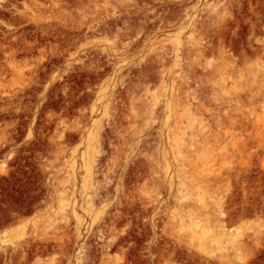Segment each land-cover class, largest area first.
Wrapping results in <instances>:
<instances>
[{"label": "rangeland", "instance_id": "1", "mask_svg": "<svg viewBox=\"0 0 264 264\" xmlns=\"http://www.w3.org/2000/svg\"><path fill=\"white\" fill-rule=\"evenodd\" d=\"M2 161L0 264H264V0H0ZM180 192L235 232L210 255Z\"/></svg>", "mask_w": 264, "mask_h": 264}, {"label": "bare ground", "instance_id": "2", "mask_svg": "<svg viewBox=\"0 0 264 264\" xmlns=\"http://www.w3.org/2000/svg\"><path fill=\"white\" fill-rule=\"evenodd\" d=\"M52 4H53V6H54V8L55 7H58V6H60V4H64L65 5V7L66 8H69V10L71 9V8H73L74 6H77V7H79V8H81L82 7V4H83V2H84V0H49ZM76 12H78L77 13V16H78V20H77V24H79V27H78V33H77V35L74 37V38H79L80 37V31H81V28H82V19H81V15H80V13H81V10L79 9V10H77ZM68 15H71V12L70 13H67ZM67 16V15H66ZM66 19H68V17H66L65 18V21H66ZM69 20V19H68ZM67 20V21H68ZM64 21V22H65ZM66 21V22H67ZM65 22V24H64V27H67L68 25V23H66ZM17 56V55H16ZM18 91V90H17ZM16 91V92H17ZM15 92V93H16ZM14 93V94H15ZM7 95H9V94H7ZM6 95V96H7ZM2 96V95H1ZM9 97V96H8ZM12 97V96H11ZM7 98V97H6ZM17 98H19V97H17ZM12 99V98H11ZM8 105V104H7ZM26 128V127H25ZM63 134V133H62ZM91 134V133H90ZM65 135H66V132H65ZM89 137V136H88ZM65 139V138H64ZM61 140V139H60ZM90 140V139H89ZM177 140V139H176ZM64 141V140H63ZM92 140H90V142H91ZM179 141V140H178ZM183 141V140H182ZM181 141V143H182V145H183V142ZM2 142V141H1ZM14 143V142H13ZM58 143V142H57ZM94 143V141L91 143L92 144V147H94L93 144ZM2 145V144H1ZM62 145V144H61ZM179 142H177V143H174L173 144V146L175 147H173V149H175V152L174 153H176L177 155H176V157H184V156H182L183 154H185V152H189V151H191V150H193L194 149V146L191 148V149H187V148H185L184 146H182ZM195 145V144H194ZM91 147V148H92ZM188 147H191V145H189ZM95 148V147H94ZM93 148V149H94ZM88 149H89V146H88ZM6 150V149H5ZM195 151H197L196 149H194ZM205 150H207V149H205ZM208 151V150H207ZM90 152H91V150H90ZM93 152V151H92ZM94 152H95V150H94ZM93 152V153H94ZM204 152H206V151H204ZM209 152V151H208ZM92 153V154H93ZM82 154H84V153H82ZM86 154V153H85ZM92 154L91 153H87L85 156L83 155V163H84V166H85V169H86V171L87 172H90L89 170V161H90V159H94L95 157H93L92 156ZM94 156H95V153L93 154ZM207 155V154H206ZM210 155V154H209ZM209 155H207L206 157L207 158H209ZM211 156V155H210ZM2 157V156H1ZM175 157V158H176ZM206 158V159H207ZM187 159V158H186ZM205 159V160H206ZM210 159V158H209ZM103 160H104V158H103ZM182 161H184L183 160V158H182ZM72 162V161H71ZM100 162H101V160H100ZM68 163V162H67ZM211 163L213 164L214 162L212 161L211 162V160H206V161H204V165H202V166H204L205 167V170L204 171H206V172H210V171H212L213 170V168H211L210 170H209V168L211 167ZM210 166V167H209ZM9 167V165L7 164L6 165V163H5V161H2L1 162V165H0V175H6L9 171H8V168ZM89 167V168H88ZM203 167V168H204ZM212 167H214V164H213V166ZM71 168V167H70ZM167 169L169 168L168 166L166 167ZM72 176H71V178H69V176H67V178H69V180L71 179V180H73L72 181V183L74 182V184H75V182L77 181L76 180V176L74 175V173H75V169H74V167L72 168ZM66 173H68V172H66ZM65 173V174H66ZM58 174V173H57ZM56 174V175H57ZM65 174H64V176H65ZM88 174V173H87ZM87 174L82 178L83 180V189L84 190H87V189H90V187H88L87 188V184H88V182H89V180H88V176H87ZM1 178V177H0ZM76 180V181H75ZM64 183V182H63ZM68 183H69V181H68ZM67 184V183H66ZM57 185V184H56ZM59 186V185H58ZM61 186V185H60ZM65 186V185H64ZM66 188V187H65ZM85 188H87V189H85ZM69 190V189H68ZM83 190V191H84ZM55 191V190H54ZM74 192H76V191H74ZM51 193V192H50ZM73 193V192H72ZM201 193V192H200ZM200 193H198V194H196V195H194V194H190V193H182V192H180L179 193V198H178V200H179V202H181L180 203V206H182L181 204H182V202H185V200H187L188 198L189 199H191L192 201H193V203L195 204V205H191V206H189V208H187V205H186V207H185V209H186V212H185V214H184V212L183 213H181V217H180V221H178L179 220V218H178V216H175L176 217V219H177V222L179 223V233H180V235H178L179 236V238H181V236H183V237H185V238H187L188 239V241H187V243H190V244H193V243H198V245H197V247H198V249L200 250V251H202V252H206V253H208V252H212V249H211V247H210V249L211 250H209V244H216V245H222V244H224V241H223V238H219L220 236L219 235H224V237H227V236H233L234 234H235V232H232V233H227V232H225V229H226V225H225V222H224V219H223V214H221V216H218L217 215V217H216V220H217V222H216V224H214V222L212 221V220H210V218H209V212H208V206H207V203L206 202H204V200H203V198H202V194L200 195ZM66 194V193H65ZM86 195H88V196H90L89 194H86ZM72 196V195H71ZM77 196V195H76ZM95 196H96V199H95ZM95 196H90V199L88 198L87 199V201L85 200H83V202H84V204H81V208L83 209V211L87 214V212L88 211H90L93 207H95L96 208V206H100L101 207V203H104V201L105 200H107V199H109L108 197H106L105 198V196L103 195V196H100V195H95ZM74 197V196H73ZM195 197V198H194ZM79 198V197H78ZM105 198V200H103ZM77 199V198H76ZM75 200V199H74ZM82 201V200H81ZM72 202V201H71ZM82 202V203H83ZM95 202L98 204V205H95ZM75 203H76V200H75V202H74V206H75ZM80 203V202H79ZM221 203V202H220ZM70 204V203H69ZM178 204V203H177ZM176 204V205H177ZM60 205H62V204H60ZM95 205V206H94ZM218 205V204H217ZM178 206V205H177ZM67 207V206H66ZM79 207V208H80ZM60 208V207H59ZM68 208V207H67ZM78 208V207H77ZM77 208L75 209V207H73L72 206V214H73V216H74V218H76V222H78V224H82L83 223V220H82V218L78 215V213H77ZM177 209V208H176ZM67 210V209H66ZM81 210V209H80ZM93 210H95L94 208H93ZM104 210V209H103ZM178 210H179V207H178ZM82 211V210H81ZM87 211V212H86ZM180 211V210H179ZM219 211H220V209H219ZM71 212V211H70ZM90 212H93V211H90ZM100 212V211H99ZM58 213V212H57ZM89 213V212H88ZM179 213V212H178ZM214 213H217V211L216 212H213L212 214H214ZM219 213V212H218ZM59 214V213H58ZM180 214V213H179ZM91 215V214H90ZM99 215V214H98ZM175 215V214H174ZM48 216V215H47ZM84 216V215H83ZM62 217V216H61ZM91 217H93V216H91ZM49 219H50V217H49ZM174 219V218H173ZM49 221V220H48ZM93 222V221H92ZM95 223V222H94ZM34 225V224H33ZM48 225V224H47ZM52 225H53V223H52ZM70 225V224H69ZM24 227V226H23ZM53 227V226H52ZM55 227V226H54ZM53 227V228H54ZM38 228V227H37ZM42 229H43V227H42ZM47 229V228H46ZM42 231V230H41ZM51 231V230H50ZM5 232V231H4ZM27 232V231H26ZM37 232V231H36ZM40 232V231H39ZM44 232V231H43ZM5 233H7V232H5ZM35 233V232H34ZM42 233V232H41ZM40 233V234H41ZM178 233V234H179ZM36 234V233H35ZM43 236V235H42ZM53 236V235H52ZM57 236V235H56ZM55 236V237H56ZM7 237H9V236H7ZM10 237H11V235H10ZM16 237V236H15ZM37 237V236H36ZM60 237V236H59ZM28 239V238H27ZM33 239H35V238H33ZM72 240V239H71ZM233 238H232V241L231 242H233ZM21 241V240H20ZM30 241H33V240H30ZM41 241V240H40ZM74 241V240H73ZM36 242V241H35ZM38 242V241H37ZM36 242V243H37ZM72 242V241H71ZM41 243V242H40ZM60 243V242H59ZM7 244H9V242H8V240L5 238V236H4V233H0V258H1V256L3 257V253L4 252H6V250H4L1 246H4V245H7ZM15 244V243H14ZM21 247V246H20ZM29 249V248H28ZM27 249V250H28ZM24 250V249H23ZM26 250V249H25ZM214 252V251H213ZM21 253V252H20ZM205 253V254H206ZM209 254V253H208ZM210 255V254H209ZM82 261V260H81Z\"/></svg>", "mask_w": 264, "mask_h": 264}]
</instances>
